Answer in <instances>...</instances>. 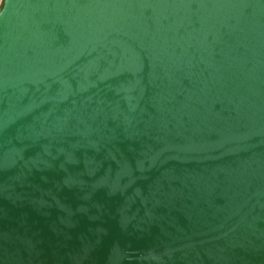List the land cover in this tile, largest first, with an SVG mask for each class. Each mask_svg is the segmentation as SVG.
I'll return each mask as SVG.
<instances>
[{
  "label": "water",
  "instance_id": "water-1",
  "mask_svg": "<svg viewBox=\"0 0 264 264\" xmlns=\"http://www.w3.org/2000/svg\"><path fill=\"white\" fill-rule=\"evenodd\" d=\"M0 264H264V0H3Z\"/></svg>",
  "mask_w": 264,
  "mask_h": 264
},
{
  "label": "rangeland",
  "instance_id": "rangeland-1",
  "mask_svg": "<svg viewBox=\"0 0 264 264\" xmlns=\"http://www.w3.org/2000/svg\"><path fill=\"white\" fill-rule=\"evenodd\" d=\"M2 5H3V0H0V10L2 8Z\"/></svg>",
  "mask_w": 264,
  "mask_h": 264
}]
</instances>
